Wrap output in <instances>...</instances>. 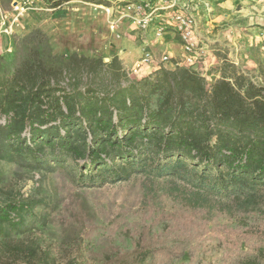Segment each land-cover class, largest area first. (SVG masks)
I'll use <instances>...</instances> for the list:
<instances>
[{
	"label": "trees",
	"instance_id": "1",
	"mask_svg": "<svg viewBox=\"0 0 264 264\" xmlns=\"http://www.w3.org/2000/svg\"><path fill=\"white\" fill-rule=\"evenodd\" d=\"M3 59L0 161L32 177L50 161H72L77 187L141 176L143 222L105 224L87 201L76 220L56 219L59 203L37 199L35 187L0 203V259L53 264L39 243L14 240L55 222L73 226L69 240L86 238L100 264H177L185 255L184 264H264V83L226 59L215 81L179 65L131 77L117 55L54 53L38 28ZM257 70L264 79V64ZM216 217L228 223L207 236Z\"/></svg>",
	"mask_w": 264,
	"mask_h": 264
},
{
	"label": "rangeland",
	"instance_id": "2",
	"mask_svg": "<svg viewBox=\"0 0 264 264\" xmlns=\"http://www.w3.org/2000/svg\"><path fill=\"white\" fill-rule=\"evenodd\" d=\"M33 1L32 9L24 19L25 27L19 34L4 41L0 57L4 56L5 60L0 59L10 62L24 35L37 28L49 36L53 52L64 54L67 59L76 54L105 59L112 45L117 48L129 37L128 28L131 25L121 27V38L113 37L109 28L110 17L100 7L99 0ZM2 2L9 8L12 0ZM212 15L214 24L202 27L203 34L205 32L208 36L210 49L206 54L207 62L201 64L200 71L210 73L209 81H215L220 77V66L226 59L248 71L256 81L264 83L257 70L259 64H264V0H220V5L215 7ZM150 43L154 44L156 40ZM8 47H12V51L4 52ZM145 75L135 74L131 77ZM62 163H65L66 168L60 167L62 164L56 161H50V169L31 173L32 177L16 164L0 161V173L3 175L0 178V203L20 196L27 197L35 187H41L39 192H34L37 193V199L59 203L56 219L76 220L83 214V201H87L101 222L107 224L129 217L135 227L140 228L143 222L141 176L102 186L77 187L75 179L79 175V166L72 161L63 160ZM162 203L168 210L173 207L171 200L166 197L162 198ZM227 223V219L216 217L209 223L210 230L206 235H215L218 226ZM67 226L73 228L69 223L61 226L54 222L47 226L45 232L37 228L21 239H15L14 243L20 240L39 243L42 253L53 264H100L89 254V242L84 238L85 234L82 235V241L69 240V230L66 229L70 228ZM206 244L216 247L214 240H208ZM13 257L4 256L0 264H14ZM189 258L185 255L177 264L188 263Z\"/></svg>",
	"mask_w": 264,
	"mask_h": 264
},
{
	"label": "built area",
	"instance_id": "3",
	"mask_svg": "<svg viewBox=\"0 0 264 264\" xmlns=\"http://www.w3.org/2000/svg\"><path fill=\"white\" fill-rule=\"evenodd\" d=\"M110 4L100 5L108 13L109 28L112 34L121 38V22L129 19L144 36L143 54L135 65L127 69L128 75L148 74L161 67L177 65L186 66L200 71L201 64L207 62V52L210 45L202 34L205 14L213 11L212 0H106ZM33 0H12L6 8L0 0V49L4 41L19 34L25 27L24 19L32 9ZM172 33L180 39L184 56L180 61H172L168 53L156 57L151 43L146 40L151 34L153 38L161 39ZM12 47L4 49L11 52ZM153 69L149 66L153 63ZM207 80L210 73L199 72ZM211 79V78H210Z\"/></svg>",
	"mask_w": 264,
	"mask_h": 264
},
{
	"label": "crops",
	"instance_id": "4",
	"mask_svg": "<svg viewBox=\"0 0 264 264\" xmlns=\"http://www.w3.org/2000/svg\"><path fill=\"white\" fill-rule=\"evenodd\" d=\"M212 5H213L212 12H214L215 7L217 5H220V0H212ZM212 12L210 14H205V18L203 19V28H206L210 24L211 25L214 24ZM123 25L125 26L131 25L130 28H128L129 37L127 39H124L125 40L124 44H122L121 46H118L117 48H115V46L112 45L111 50L109 51V54L107 56L105 55V61H110L111 57L117 55L121 59L124 68L127 70V69L132 68L135 65L136 61L143 54V47H144L143 43L145 39H144V36L141 35V32L139 31V29L129 19L122 21L121 27H123ZM203 31H202V34H203ZM204 34L203 36L208 38V36ZM146 40H148L149 42L156 40V43L151 44V45H152L153 52L155 53L157 58L160 57V55H162L163 53H168L171 55L173 61L176 62V61H179L180 59L182 60L184 56V52L182 49L180 39L177 40V37H175L172 33L166 34L161 39L153 38V36L149 34ZM152 63L153 64L151 66L147 67L149 68V71L152 70L153 65L156 64L155 62H152ZM217 76H219V72L217 73Z\"/></svg>",
	"mask_w": 264,
	"mask_h": 264
}]
</instances>
